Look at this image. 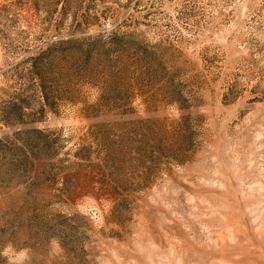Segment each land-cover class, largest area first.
<instances>
[{
	"label": "rangeland",
	"instance_id": "374dc122",
	"mask_svg": "<svg viewBox=\"0 0 264 264\" xmlns=\"http://www.w3.org/2000/svg\"><path fill=\"white\" fill-rule=\"evenodd\" d=\"M0 264H264V0H0Z\"/></svg>",
	"mask_w": 264,
	"mask_h": 264
}]
</instances>
